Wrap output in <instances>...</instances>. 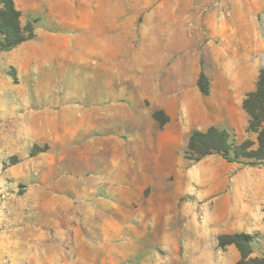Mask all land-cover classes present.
Instances as JSON below:
<instances>
[{
  "label": "rangeland",
  "instance_id": "374dc122",
  "mask_svg": "<svg viewBox=\"0 0 264 264\" xmlns=\"http://www.w3.org/2000/svg\"><path fill=\"white\" fill-rule=\"evenodd\" d=\"M15 3L35 36L0 49V264H236L199 224L183 145L203 109L241 125L232 98L264 68V0Z\"/></svg>",
  "mask_w": 264,
  "mask_h": 264
},
{
  "label": "crops",
  "instance_id": "0c3cea01",
  "mask_svg": "<svg viewBox=\"0 0 264 264\" xmlns=\"http://www.w3.org/2000/svg\"><path fill=\"white\" fill-rule=\"evenodd\" d=\"M233 94L232 100L241 120L240 126L220 120V106L216 105L211 110L203 109L205 117L194 129L206 131L215 126L235 133L239 130L248 135L256 133L249 131L250 116L243 107L247 93L235 91ZM191 134L192 131L186 133L183 151L188 148ZM177 140L175 137L173 142L177 143ZM175 157L174 168L181 169L183 160L178 155ZM185 174L187 193L195 201L193 205L201 204L199 224L204 231L215 237L246 232L264 238V164L246 165L229 161L221 154H211L199 161L189 162ZM254 244L253 239L252 246Z\"/></svg>",
  "mask_w": 264,
  "mask_h": 264
},
{
  "label": "trees",
  "instance_id": "16d2710c",
  "mask_svg": "<svg viewBox=\"0 0 264 264\" xmlns=\"http://www.w3.org/2000/svg\"><path fill=\"white\" fill-rule=\"evenodd\" d=\"M21 16L15 0H0V49L9 51L34 38V24H23ZM198 86L204 95L210 93L209 79L205 73L200 75ZM243 107L250 116L249 131L258 133L257 148H253L254 142L249 139L237 144L228 130L211 126L206 131L192 132L188 149L184 153L185 158L199 161L207 155L221 154L229 161L246 165L264 164V68L261 70L256 89L247 93ZM154 116L163 126L170 121L169 116L162 111L155 112ZM253 239L254 236L246 232L222 234L218 238L221 248L230 244L238 248L241 258L236 264H264V257L253 255Z\"/></svg>",
  "mask_w": 264,
  "mask_h": 264
}]
</instances>
